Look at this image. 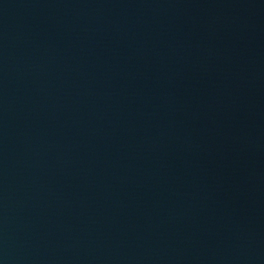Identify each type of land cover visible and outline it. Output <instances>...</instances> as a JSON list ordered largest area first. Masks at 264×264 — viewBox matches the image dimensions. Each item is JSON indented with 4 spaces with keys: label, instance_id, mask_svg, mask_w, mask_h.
Returning a JSON list of instances; mask_svg holds the SVG:
<instances>
[{
    "label": "water",
    "instance_id": "water-1",
    "mask_svg": "<svg viewBox=\"0 0 264 264\" xmlns=\"http://www.w3.org/2000/svg\"><path fill=\"white\" fill-rule=\"evenodd\" d=\"M0 264H264V0H0Z\"/></svg>",
    "mask_w": 264,
    "mask_h": 264
}]
</instances>
